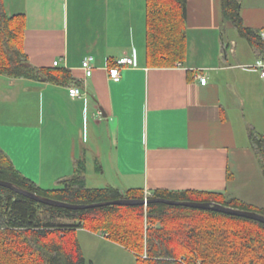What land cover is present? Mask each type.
Returning a JSON list of instances; mask_svg holds the SVG:
<instances>
[{
    "label": "crops",
    "instance_id": "obj_1",
    "mask_svg": "<svg viewBox=\"0 0 264 264\" xmlns=\"http://www.w3.org/2000/svg\"><path fill=\"white\" fill-rule=\"evenodd\" d=\"M238 1L244 24L264 40V0ZM6 9L25 14L31 64L60 60L87 93L73 98L74 83L0 74V147L23 175L54 188L82 160L88 187L97 175L104 185L92 188L217 192L264 207V172L249 139L251 128L264 133L256 128L264 58L225 18L222 0H187L185 59L173 66L148 62L147 0H6ZM125 55L136 63L113 80L108 68ZM87 56L91 76L81 67ZM77 233L94 264H111L109 249L125 248Z\"/></svg>",
    "mask_w": 264,
    "mask_h": 264
},
{
    "label": "trees",
    "instance_id": "obj_2",
    "mask_svg": "<svg viewBox=\"0 0 264 264\" xmlns=\"http://www.w3.org/2000/svg\"><path fill=\"white\" fill-rule=\"evenodd\" d=\"M223 13L264 58V40L247 27L238 0H222ZM148 62L173 66L185 59L187 0H147ZM25 14H10L0 0V74L59 85L74 83L66 67H36L24 50ZM76 83V82H75ZM74 83V84H75ZM264 172V133L249 132ZM86 162L73 176L43 188L23 175L0 147V179L38 195L72 204L144 199L142 189L87 185ZM149 198L217 202L264 215L217 192L158 189ZM67 221V222H66ZM107 237L136 255V264H264V223L218 211L151 202L68 209L37 202L0 185V264H94L85 256L78 229Z\"/></svg>",
    "mask_w": 264,
    "mask_h": 264
},
{
    "label": "water",
    "instance_id": "obj_3",
    "mask_svg": "<svg viewBox=\"0 0 264 264\" xmlns=\"http://www.w3.org/2000/svg\"><path fill=\"white\" fill-rule=\"evenodd\" d=\"M0 185L4 187H8L12 189L13 191L25 195L37 202L52 205V206H58V207H64L68 209H85V208H91L101 205H107V204H118V205H147L151 202H162L169 205H178V206H187L197 209H204V210H212V211H218L234 216H240L244 218H249L256 220L258 222L264 223V215L255 212V211H249V210H242L238 208H234L231 206H226L221 203L217 202H196V201H176V200H169L165 198H148V199H127L122 198L116 201L112 202H101V203H94V204H72L65 201H60L48 197H44L41 195H38L37 193L30 192L26 189L20 188L16 186L15 184L4 181L0 179Z\"/></svg>",
    "mask_w": 264,
    "mask_h": 264
},
{
    "label": "built area",
    "instance_id": "obj_4",
    "mask_svg": "<svg viewBox=\"0 0 264 264\" xmlns=\"http://www.w3.org/2000/svg\"><path fill=\"white\" fill-rule=\"evenodd\" d=\"M135 59L132 56L125 55L121 56L118 58L109 68V76L113 80H120L121 78V70L124 67L127 66H134L135 65ZM60 65V60L54 61V66H59ZM82 69L85 71L86 76H91L93 73V68H94V57L93 56H87L83 61H82ZM261 72V75L264 79V59L258 60V66H257ZM200 82L202 84L207 83V77L206 76H199ZM69 93L70 96L73 98H83L87 95L86 91L82 88L81 85L77 84H72L69 87ZM145 199L149 198V195H151L149 192L145 193Z\"/></svg>",
    "mask_w": 264,
    "mask_h": 264
},
{
    "label": "rangeland",
    "instance_id": "obj_5",
    "mask_svg": "<svg viewBox=\"0 0 264 264\" xmlns=\"http://www.w3.org/2000/svg\"><path fill=\"white\" fill-rule=\"evenodd\" d=\"M256 128L259 131H264V122L263 123L262 122L257 123ZM102 130L104 131L103 128H102ZM106 164H107V161H106ZM96 168H97V166L95 165V172L94 173L98 174L96 171ZM99 181H101L102 185H104V181L102 179V176L97 177V175H94V177L90 179L89 185L92 188V185H98ZM103 187H101V188H103ZM93 188H96V187H93ZM87 251H88V253H90L89 250H87ZM108 253H110L112 256V259H109L111 264H136V255L134 253L132 254L129 250H126L125 248L117 247V249H109ZM113 257H114V259H113Z\"/></svg>",
    "mask_w": 264,
    "mask_h": 264
}]
</instances>
